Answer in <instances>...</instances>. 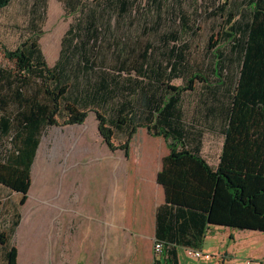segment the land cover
Masks as SVG:
<instances>
[{
    "label": "trees",
    "instance_id": "16d2710c",
    "mask_svg": "<svg viewBox=\"0 0 264 264\" xmlns=\"http://www.w3.org/2000/svg\"><path fill=\"white\" fill-rule=\"evenodd\" d=\"M12 1L0 0V10ZM227 1L244 7L240 14L235 9L230 13V33L225 34L233 42L235 81L225 86L220 80V84L209 86L206 79L195 74L186 81L187 87L180 88L169 83L181 73L189 74L182 59H162L151 44L143 50L136 48L128 34L117 36L104 27L135 24L140 17L146 23L144 15L153 10L157 27L164 21L173 23L176 15L171 10L167 12L169 18H162L165 0H63L66 13L78 16L62 39L54 67L47 65L38 37L4 52L7 60L26 71L17 75L0 66V140L13 138L10 154L0 160V186L21 195L18 205H25L31 169L45 128L58 125L59 119L65 126L83 125L94 112L107 148L123 151L126 158L139 129L164 139L170 155L164 159L157 181L164 187L169 205L209 214L216 187L222 184L235 204L258 215L264 213L259 206L264 200V0ZM178 35L170 32L160 41H177ZM108 54L117 59L114 73L139 74L141 81L127 86L129 91L134 92L135 87L140 91L136 100L116 103L122 86L114 73L105 72L93 80ZM197 79L205 84L200 118L187 122L182 93L194 91ZM209 125H215L224 135L216 169L199 151L204 127ZM115 130L125 135L123 143H115ZM19 224L17 216L10 236ZM157 241L164 244L165 258L156 259L154 264H177L169 246ZM0 244L4 264H18V250L3 234Z\"/></svg>",
    "mask_w": 264,
    "mask_h": 264
},
{
    "label": "rangeland",
    "instance_id": "374dc122",
    "mask_svg": "<svg viewBox=\"0 0 264 264\" xmlns=\"http://www.w3.org/2000/svg\"><path fill=\"white\" fill-rule=\"evenodd\" d=\"M141 1L144 3V0ZM234 9L238 14L242 13L243 4L227 0H165L162 18H169L167 12L171 10L176 15L173 23L164 21L157 27V13L153 10L149 15H144L146 23L140 17L135 24L119 26L113 23L104 27L117 36L119 33L128 34L130 43L136 48L143 50L151 44L158 49V57L162 59L171 62L182 59L181 63L186 64L189 74L181 73L179 78L169 83L170 86L187 87L186 81L195 74L206 79L209 86L220 84V80L228 86L237 77L233 42L225 36L230 33L228 18ZM77 16L66 13L63 0H13L8 7L0 10V66L17 75L24 74L26 69L7 60L4 52L14 51L27 40L38 37L47 65L54 67L62 39L74 25ZM133 16L138 18L137 14ZM235 20H239V17ZM170 32L179 33L177 41H160ZM99 66H103V69L97 68L93 80L101 78L105 72L114 73L117 59L108 54L104 64ZM114 74L122 86L121 91H117L116 103L128 104L136 100L140 91L135 85V91H129L127 86L138 84L141 81L139 74L135 72L130 75L127 71ZM216 75L219 79H216ZM83 81L84 75L81 74L80 82ZM193 86L194 91L182 93L187 122L199 114L205 94L202 79L194 80ZM139 131L132 140L133 146L146 143L147 130L143 128ZM12 139L10 136L0 140V160L10 154ZM114 140L116 144H121L126 137L115 130ZM220 143L219 136L207 140L210 150L216 151ZM113 160L99 135L94 112L89 113L83 125L65 126L63 119H59L58 125L45 128L31 169V186L26 204L19 206L21 195H14L0 186V234L17 248L18 264H75L72 263V255L76 252L75 241L80 238L74 240L79 230L75 236L70 235L74 228L72 220L79 224V228L94 230L91 233L88 231V245L90 249L95 248L90 255L97 254L95 228L99 222L97 197L102 185L100 177L103 166ZM17 216L20 224L15 234L10 236ZM82 237L85 241V235ZM0 264H4L1 244Z\"/></svg>",
    "mask_w": 264,
    "mask_h": 264
},
{
    "label": "crops",
    "instance_id": "0c3cea01",
    "mask_svg": "<svg viewBox=\"0 0 264 264\" xmlns=\"http://www.w3.org/2000/svg\"><path fill=\"white\" fill-rule=\"evenodd\" d=\"M199 118L196 114L193 120ZM145 133V144H130L129 158L121 150H109L114 160L103 166L97 197V254L90 255L95 248L88 245V233L94 230L79 228L72 220L70 235L75 236L79 230L74 240L80 238L75 241L72 263L154 264V242L161 240L169 246L177 264H263L264 213L258 215L235 204L222 184L216 187L209 214L169 205L157 178L170 150L162 137ZM202 134L200 155L216 169L224 135L215 125L204 127ZM215 136L221 141L216 151L207 146V140ZM259 206L264 208V200ZM190 250L207 254L210 259H194L188 255ZM164 258L165 254L158 260Z\"/></svg>",
    "mask_w": 264,
    "mask_h": 264
},
{
    "label": "built area",
    "instance_id": "2783aa9c",
    "mask_svg": "<svg viewBox=\"0 0 264 264\" xmlns=\"http://www.w3.org/2000/svg\"><path fill=\"white\" fill-rule=\"evenodd\" d=\"M153 252H154V257L156 259L161 258L163 256V254H164V244L162 242H159V241L156 240L154 242ZM188 255L190 257L194 258V259H201V258H204L206 260L210 259L209 255L204 254V253H202L200 251L190 250V251H188ZM247 264H253V262L248 261Z\"/></svg>",
    "mask_w": 264,
    "mask_h": 264
}]
</instances>
